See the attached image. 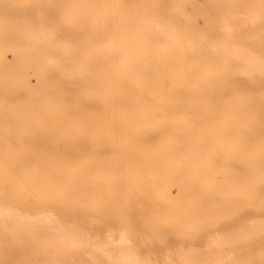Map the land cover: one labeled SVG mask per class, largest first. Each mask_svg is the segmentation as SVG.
<instances>
[{
  "label": "bare ground",
  "instance_id": "bare-ground-1",
  "mask_svg": "<svg viewBox=\"0 0 264 264\" xmlns=\"http://www.w3.org/2000/svg\"><path fill=\"white\" fill-rule=\"evenodd\" d=\"M170 1L0 0V264H264V0Z\"/></svg>",
  "mask_w": 264,
  "mask_h": 264
},
{
  "label": "rangeland",
  "instance_id": "rangeland-1",
  "mask_svg": "<svg viewBox=\"0 0 264 264\" xmlns=\"http://www.w3.org/2000/svg\"><path fill=\"white\" fill-rule=\"evenodd\" d=\"M169 3V12L173 14L174 20L177 22L180 32L189 30L187 28L186 22V19L189 18L192 22L190 24L193 30L191 36L195 38L194 40L201 44V46L213 44L218 48L223 44L230 45V40L227 37L225 29L222 28V23L227 21V18L235 5L236 9L239 11L244 5V2L241 4H234L231 0H176V4L174 0H171ZM23 11H25V9H23ZM239 18L241 19V16H239ZM238 21L240 20L237 19V22ZM263 22L264 18L255 23L252 28V32L257 34L264 33ZM18 42L21 43L22 41ZM241 42L244 43L245 39H242ZM242 47L244 46L242 45ZM248 54L249 51L243 50L240 56H235L233 58V64H235L238 69L243 67L248 61ZM13 60L12 50L7 49L5 51L4 61L8 64L12 63ZM262 61L264 62V59H262ZM241 75L245 76L246 74L242 73ZM33 80L34 78L31 77V84L34 83ZM182 209L184 210L185 215L190 217V214L188 213V206L185 205L182 207ZM0 220L8 225V220L5 213H0Z\"/></svg>",
  "mask_w": 264,
  "mask_h": 264
}]
</instances>
